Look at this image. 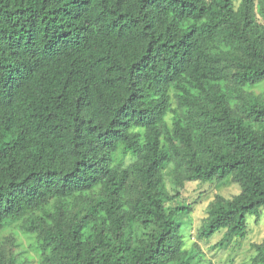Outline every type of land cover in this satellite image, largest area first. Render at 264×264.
I'll return each instance as SVG.
<instances>
[{
  "label": "trees",
  "instance_id": "16d2710c",
  "mask_svg": "<svg viewBox=\"0 0 264 264\" xmlns=\"http://www.w3.org/2000/svg\"><path fill=\"white\" fill-rule=\"evenodd\" d=\"M229 174L220 250L264 207V0H0V233L35 264H201L177 198Z\"/></svg>",
  "mask_w": 264,
  "mask_h": 264
},
{
  "label": "rangeland",
  "instance_id": "374dc122",
  "mask_svg": "<svg viewBox=\"0 0 264 264\" xmlns=\"http://www.w3.org/2000/svg\"><path fill=\"white\" fill-rule=\"evenodd\" d=\"M235 5L239 0H234ZM169 171V170H168ZM166 176L168 173L165 174ZM168 177V176H167ZM167 180V185H171ZM215 194H220L225 198H231L241 194V182L234 174H229L224 179H214L209 182H190L185 185L181 195L177 198L178 204H191L192 210L188 215H184V225L182 234L184 237V247L190 248L196 244L201 252V264H248L253 255L251 244L259 243L264 239V207L260 210V216L247 218V235L243 239H232L222 250L215 247V244L221 239L219 233H215L207 240L199 239V232L203 227V220L206 217L209 203L213 200ZM14 234L19 242L16 252L21 253V259L28 258L33 262L30 251L34 244L31 239H24L23 235L15 229H6L0 233V237ZM32 264H35L34 262Z\"/></svg>",
  "mask_w": 264,
  "mask_h": 264
}]
</instances>
